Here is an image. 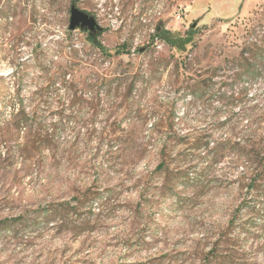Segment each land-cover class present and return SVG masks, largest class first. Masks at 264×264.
<instances>
[{
	"label": "rangeland",
	"instance_id": "1",
	"mask_svg": "<svg viewBox=\"0 0 264 264\" xmlns=\"http://www.w3.org/2000/svg\"><path fill=\"white\" fill-rule=\"evenodd\" d=\"M0 264H264V0H0Z\"/></svg>",
	"mask_w": 264,
	"mask_h": 264
},
{
	"label": "trees",
	"instance_id": "2",
	"mask_svg": "<svg viewBox=\"0 0 264 264\" xmlns=\"http://www.w3.org/2000/svg\"><path fill=\"white\" fill-rule=\"evenodd\" d=\"M84 32V31H82ZM68 35L70 36L72 34V32L68 31L67 32ZM85 33V32H84ZM87 33V32H86ZM100 33H97L95 36H90L89 33H87V43L95 50H97L98 52H100L103 56H105L107 59L110 58V53L109 51L102 46L101 42L98 40V36H99ZM156 36H158L159 38H161V40H163L164 42L167 43V45L169 47H171L172 49H177V50H182L184 49V47L188 44L191 43L192 41V36H194V33H193V30L191 29L189 31V34L186 36V40H183L181 38L180 35H177L176 37L173 36L172 34H170L169 32H166L164 31L163 29L158 31L156 30ZM118 53V52H116ZM64 81H65V78H64ZM67 82V80H66ZM74 101L73 103H76V102H81V99L78 98L77 96H74ZM18 116L20 117L21 119V122H23L25 120V111H24V107H23V103H20V110L18 112ZM20 122H18L19 124ZM17 127H20V124L17 126ZM28 129V133H30V130L29 128H26ZM240 145L239 142H234L232 144L233 146V150L235 153H238L236 152V148ZM124 146V144H122V147ZM206 148H209V143L205 145ZM221 146H223V144H221ZM164 149L166 148H163L162 151H165ZM216 151V150H215ZM210 154L214 156L215 152L213 150H210ZM235 155H238V154H235ZM217 156V155H215ZM248 159H250L251 157H253L249 152L245 155ZM242 157V156H241ZM244 157V156H243ZM251 161V159H250ZM165 167V162L164 161H161L156 169V171L158 172H161L162 169ZM256 181H254L255 183ZM253 188V187H252ZM80 200H77V199H73V200H70L68 202H65L64 204L61 205L62 208H65L64 210V216H68L69 213H70V210H76L77 209V204ZM80 203V202H79ZM216 245H214V248H215Z\"/></svg>",
	"mask_w": 264,
	"mask_h": 264
},
{
	"label": "water",
	"instance_id": "3",
	"mask_svg": "<svg viewBox=\"0 0 264 264\" xmlns=\"http://www.w3.org/2000/svg\"><path fill=\"white\" fill-rule=\"evenodd\" d=\"M68 31L74 32L77 29L89 33L90 36H95L101 32V29L96 19L84 11L79 10L74 5L70 8Z\"/></svg>",
	"mask_w": 264,
	"mask_h": 264
},
{
	"label": "built area",
	"instance_id": "4",
	"mask_svg": "<svg viewBox=\"0 0 264 264\" xmlns=\"http://www.w3.org/2000/svg\"><path fill=\"white\" fill-rule=\"evenodd\" d=\"M182 15H183L182 13H178V12H176L175 15H174V19H175L176 21H179Z\"/></svg>",
	"mask_w": 264,
	"mask_h": 264
}]
</instances>
